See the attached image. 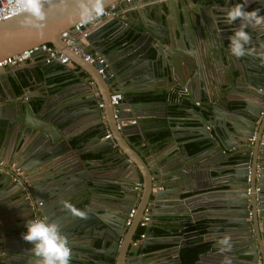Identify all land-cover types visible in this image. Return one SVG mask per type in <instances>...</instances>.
I'll return each instance as SVG.
<instances>
[{"label": "water", "instance_id": "obj_1", "mask_svg": "<svg viewBox=\"0 0 264 264\" xmlns=\"http://www.w3.org/2000/svg\"><path fill=\"white\" fill-rule=\"evenodd\" d=\"M116 2L125 0H103V6ZM239 2L241 0H131L124 16L102 18L94 24L88 37L91 45L107 57V74H114L112 80L103 78L95 64L86 62L61 40L62 31L70 30L82 20L80 0H53L51 6L46 3L43 22L29 18L25 12L0 21V59L50 43L76 63L80 73L89 75L87 80L80 77L77 85L87 88L81 90L82 101L76 98V93L46 94L24 100L25 91L17 93L8 75L23 73L29 67L27 62L0 67V93L3 94V99L0 98V159L15 163L21 171L15 174L8 167L0 168V264H30L35 259L31 252L33 244L24 241L22 234L27 232L29 220L41 217L60 225L71 248L76 247L74 236L80 234L81 229L94 224L99 231L103 230L99 236L102 244L96 249L98 254L82 256L80 264H143L142 256L136 252L142 250L148 240L139 247L130 243L145 209L152 214L146 232L147 237H152L155 233L151 227L164 200L179 199L182 194L199 201L204 209L211 206L221 209L217 213L206 212L207 232L213 233V227L220 226V238L229 235L234 245L231 252L221 255L216 242L207 243L205 249L198 252L196 262L214 255L221 258L222 264V258L229 255L232 264H264V60L252 54L237 61L225 44L230 41L223 40H217L218 45L210 51V56L208 52L203 54L196 37V31L202 38L207 36L203 20L197 18L201 12L193 16V10L188 7V3H192L195 5L192 9H209L211 17L207 18L212 25L213 19L224 18L227 10ZM257 8L264 15V0H248V10ZM146 11L153 27L142 21ZM225 26L235 30L239 21L233 25L225 23ZM115 29H120L118 35L125 32L124 36L130 37L131 42L114 53H104L107 47L98 41L110 39L105 36ZM247 31L253 37L250 47L259 49V54L264 53V26H249ZM180 41L187 52L179 47ZM153 54L161 61L165 57L167 64H172V58L185 62L181 70L187 83L180 94L179 105H185L189 113L194 111L199 123L192 126L198 133L184 136L191 139L190 147L179 145L178 152L167 155L157 154L148 141L145 150L139 145L147 138L146 125L158 123L155 115L171 119L170 115L175 113L166 108L167 99L154 95L152 85L150 89L145 88L156 76ZM250 58L258 59L257 64L251 66L254 61ZM41 64H45L44 61L32 66ZM59 64L62 63L56 60L50 65ZM26 79L31 82L35 78L27 76ZM245 79L251 88L243 87ZM17 82L23 84L19 77ZM113 88L123 94L118 119L113 117L109 101ZM99 103L103 106L99 107ZM93 104L95 108H89ZM158 107L160 111L156 114ZM130 120L135 123H128ZM119 122L124 123L118 129ZM154 134L159 136L156 127ZM130 135H138V139L132 140ZM229 136L237 138V146L231 147L227 141ZM175 142L177 144L178 140ZM217 161L228 163V178L222 185L211 186L209 168ZM200 178L203 182L208 179L209 186L205 187L206 182L200 183ZM82 181L86 184L84 190L89 193L88 203L91 197L115 199L118 204L113 214H108L99 203L98 220L88 217L84 221L69 215L63 204L76 202L74 197ZM138 182L142 187L139 197L137 190L132 191V186ZM114 183L120 185L121 194L109 193ZM136 200L135 215L126 226L127 214ZM47 211H57L59 215L51 217ZM207 236L203 235L205 242ZM14 243L15 251L10 249Z\"/></svg>", "mask_w": 264, "mask_h": 264}, {"label": "crops", "instance_id": "obj_2", "mask_svg": "<svg viewBox=\"0 0 264 264\" xmlns=\"http://www.w3.org/2000/svg\"><path fill=\"white\" fill-rule=\"evenodd\" d=\"M143 1L144 0H141V2ZM143 4L144 3H142V6ZM121 6H122V10L120 11V14L122 15L123 13L126 12V10L129 9V7H128L127 2H123ZM192 6H195V5H193L192 3H188V7L191 10H193V13L191 15L194 16L195 15L194 13L201 12L200 17H197V18L198 20L204 21V22L202 21V26L204 27L205 33L207 34V36L205 35L206 37L203 36L202 38L201 37L202 34H200L199 31H196V37L198 40L197 44L200 45L201 52L203 54H205L206 52V55H207V52H208L210 56L211 55L210 51L213 49V47L218 45L216 44L217 40L219 41L223 40V42L230 41L228 39L234 34L235 30H231L232 28L225 26L224 18L220 20L213 19V22L211 25L207 18V16L211 17L210 10L204 7H201V9H196V8L192 9ZM218 8L219 7H217V9ZM148 16L150 15L146 11L145 15L142 17V21L145 23H148V26H152L151 22L149 23V19L147 18ZM153 21L155 22V20ZM197 26H198V22L195 23V28H197ZM117 30L119 31L120 29L112 30L107 36H105V37H111L110 39L107 40L104 38L103 41L102 40L98 41L99 44H104L107 47L106 50H104V53L105 52L108 53L111 51L112 53H114L117 49H121L122 47L128 45L131 42L130 37L124 36L125 32L121 35H118ZM226 33L230 35H226ZM225 44L228 45L230 48L229 42ZM179 47H181L187 52L186 48L181 44V41H180ZM196 50L198 52V49ZM259 53H260V50L255 49V52L253 53L252 57L254 58L257 57ZM115 55L116 53L114 54V57ZM104 57L106 58V61H108L105 55ZM152 58L155 59L156 76L154 77V79H151L147 82L149 86L145 85V88L150 89V86L152 85L151 88L153 87L155 88L154 95L162 96L165 99H167L169 102L166 108L168 110H174L175 113H172L170 115L171 119H167L158 114L160 111V107H158L157 111H155V113L158 115L157 116L155 115L154 117V120H156L158 123L146 125L145 131H146L147 138L146 140L142 139V142H140L139 145L145 150L148 148V144H147V141H148L151 143L150 146L153 147L156 150V152H158L157 154L161 155L165 153L167 155V154L178 152L179 145H185L186 148L190 147L189 145H190L191 139H185L184 136L188 134H193L194 132L198 133L197 129L192 128V126L199 125V123L196 121V114L194 111L189 110L191 111V113H189L185 111L186 109L185 105L183 106L179 105V98L181 96L180 94L181 93L183 94V92L185 91L184 90L185 83H187V79L184 77L183 72L181 70V66L184 65L185 62L179 58L178 59L172 58L171 59L172 64L171 63L167 64L168 62L165 59V57L163 61H161V58H158V57L156 58L154 54L151 56V59ZM233 58L239 61V59L235 57ZM252 60L254 62L253 64H251V66H254L255 64H257L256 60L258 59L256 60L252 59ZM40 61L41 59H36L35 61H29L27 62V65H29V67L25 69L23 73L18 72L15 75H8V79L13 85L17 93L25 91V93H23L24 100L28 98H31V99L39 98L40 96H45L46 94H49L52 96L53 95L61 96L62 94H68V93H76L75 96L79 101L84 100V98L81 99L82 98L81 90L83 89L86 90L87 88L86 87L79 88L77 87V85L80 84V81H79L80 77L87 80V78H89V75L86 72L80 73L79 72L80 67L76 63L70 60L72 65L71 64H68V65L59 64L58 66L56 65V67L55 66L51 67V65L49 66L46 64H43V65L41 64V65H36L35 67L32 66L35 62L37 63ZM107 63L109 64V61ZM198 64L201 67L202 65L201 59L198 61ZM186 71H188L187 67H186ZM110 74H112L110 78V80H112L114 77V74L111 72ZM27 76H30L35 79H33V81L30 82L29 80L26 79ZM57 76H61V79H57V80L53 79L54 77H57ZM18 77L21 78V82H23L22 85L17 82ZM144 77L145 76H143V78ZM137 79H139V77H137ZM246 81L247 79H245V82L242 84L243 87L251 88V86H249V83H247ZM89 83H92V82L90 81ZM114 91L115 90L113 88L112 92ZM149 91L150 90H148L147 92ZM4 95L5 97L7 96L6 93H4ZM184 96L185 95H183V97ZM0 98L1 100L3 99V94L1 93H0ZM184 103H186V101H184ZM158 106H160V104H158ZM91 107L95 108V105L94 104L90 105L89 108ZM85 108H88V107H85ZM196 110H198L197 107H196ZM148 117H152V116H148ZM154 127H156L157 130L159 131L158 137H156V135L154 134ZM212 135L215 136V133H213ZM129 137L132 140L138 139V135H130ZM176 139L178 140L177 144L175 142ZM227 141L231 143L232 145L231 147L237 146L236 143L238 141H237V138H235L234 136H229ZM90 154L94 155V153H90ZM95 156H92V158ZM158 157H161V156L158 155ZM0 160L4 161L3 159H0ZM205 160H207L208 162V157H206ZM4 163L9 165V163H6L5 161ZM225 163L226 164H222L220 161H217L216 163H213L214 166H212L211 168L208 167L210 171L209 180L212 183L211 186L222 185L223 182L228 178L229 165L227 162ZM205 177H208V175L207 176L205 175ZM203 181L204 179L200 178V183L206 182L205 187H208L209 186L208 179L205 182ZM88 183L89 185H91L92 182L88 181ZM85 185L86 184L83 181L82 183L79 184L78 186L79 190L77 192V195L74 197V200L76 202L73 203V205L79 210L86 211L88 213L89 220L91 218H93L94 220L95 219L98 220V216H99L98 214L100 211L97 209L100 207V204L101 206H103V208L107 210L108 214L110 215L113 214L112 212L113 208L118 204L115 202V199L109 196L105 198L101 197L100 199H97V197H91L88 203L89 193L84 190ZM133 186H132V191H135ZM112 187H113L111 188L112 190L109 191L110 194H113V193L121 194L122 193V191L119 190L120 185L118 183H114ZM140 191L141 190H138L137 197L140 196ZM186 197H187V194H182L179 199H176V198L165 199L163 207L159 208L158 210L157 220L153 222V224H157L163 219L170 218L172 219V221H174L173 223L175 224V228L177 229L176 232H169L166 235L155 234L152 237L150 236L147 237L146 232H147L148 227L146 226V230L143 232L145 233V238L141 240L140 244L144 240L146 241L148 240V242L144 244V247H142V250L140 251L138 250L136 252V254H139V256H142L143 264H221L219 262L221 258L217 259L216 258L217 256L213 255L212 257L210 256V257L205 258L204 261L200 260L196 262L198 259V254L196 257L195 255L192 256L189 253L191 251V247L196 246V247H200V249H205L207 243L208 244L215 243L216 242L215 238L217 239L220 238V234H221L220 226L219 227L214 226L213 233L207 232L206 223L208 221V218L206 216L207 215L206 212L213 211L214 213H217V212H220L221 209H219L218 207L212 208V206H211V209L210 208L204 209L203 205H201L199 201L191 200L192 198H186ZM188 199H190V202H188ZM136 201H134V203ZM52 210L53 209H51V211ZM146 212H148L150 216V221H151V215H152L151 212H149L148 209H145L144 214ZM47 213L51 217H53V215L55 214L59 215L57 211H53V212L47 211ZM65 214L66 213H64V215ZM93 214H95L96 217H94ZM69 215H72V214L69 212ZM215 216H219V215H215ZM67 217L69 216L67 215ZM74 218H77V217H74ZM197 221H204L205 225L203 228L204 229L203 232L198 235V234H195L197 232L196 230H192V231L189 230L191 236H187V233L189 232L185 231L186 226L195 224L197 223ZM217 221H219V219H217ZM107 222L109 223L110 220L108 219ZM102 231L103 230L99 231L96 225L93 224V225H89L85 227L84 229H81V233L74 236L75 241L73 243H75L76 247L72 248L73 258L71 259V264H80V261H82V259L80 260V258L84 255L88 254V255L95 256L96 254H98L96 252L97 251L96 249L100 248L102 244V240L99 237L102 235L103 233ZM204 234H208L206 238L207 242H205V240L203 239ZM197 237H199L198 240L190 241V239H196ZM137 238L138 236L134 237V239H137ZM134 239L131 241L130 244L133 247H139L140 244L133 245ZM18 242L20 245L22 244L21 241L18 240ZM22 242L24 243V241ZM16 246H17L16 243H14L10 249L15 251L17 249ZM188 254L190 255L187 256ZM1 264H5V263H1ZM88 264H93V263L88 262Z\"/></svg>", "mask_w": 264, "mask_h": 264}, {"label": "clouds", "instance_id": "obj_3", "mask_svg": "<svg viewBox=\"0 0 264 264\" xmlns=\"http://www.w3.org/2000/svg\"><path fill=\"white\" fill-rule=\"evenodd\" d=\"M15 2L29 18L43 22L46 19L44 6L46 3L51 6L53 0H15ZM247 5L248 0H241V2L231 6L224 17V22L229 25L239 21V27L235 29L234 35L229 38L230 54L237 59L250 56L255 52V49L250 47L253 37L247 31L248 27L264 26V15L260 14L261 10L259 8L248 10ZM80 7L83 21L105 15L103 0H80ZM259 55L260 59L264 60V53ZM63 206L73 216L81 220L88 219L86 211L77 209L71 203L64 202ZM26 228L27 232L22 234V238L24 241L33 244L31 252L35 257L33 261H30V264H71L72 248L58 223L50 221L47 217H41L29 220ZM216 243L221 255L231 252L234 247L232 237L229 235L217 239ZM222 264H232L231 258L225 255Z\"/></svg>", "mask_w": 264, "mask_h": 264}, {"label": "built area", "instance_id": "obj_4", "mask_svg": "<svg viewBox=\"0 0 264 264\" xmlns=\"http://www.w3.org/2000/svg\"><path fill=\"white\" fill-rule=\"evenodd\" d=\"M131 0H125V2L129 3ZM121 2L113 3L107 7H105V15L102 17H93L87 21L80 20L76 22L70 30L62 31L61 40L62 42L71 49L74 53L81 55L83 59L90 63L95 64L97 72L102 75L105 79H110L112 74H107V66L108 63L104 55L97 49L91 45L89 40V34L95 28L94 24H98L102 18L111 19L120 14L122 10ZM121 6V7H120ZM23 11L17 6L15 0H0V21L13 17L22 13ZM121 15V14H120ZM80 42V45H77L76 42ZM36 59H41L45 64H53L54 61L59 60L62 64H71L70 59L67 55L61 53L56 47L51 45L50 43H41L37 46H33L27 48L17 54H12L0 59V67H9L29 61H35ZM123 94L120 91H114L110 94L109 101L113 107V117L115 119L119 118L120 108L118 107L120 104V100L122 99ZM99 107L103 106V103L98 104ZM122 123L119 122L116 124V128H120ZM128 123H135V120H130ZM109 136V133L105 135V138ZM254 137H252L253 139ZM8 167L13 170L15 174H20V169L16 166L15 163H11L9 165L5 164L4 161L0 160V168ZM135 190H141V184L135 183ZM136 204L138 201L134 203V206L130 209L126 218V225H130L133 219V216L136 211ZM150 221V216L148 212H146L140 222L139 225L146 227ZM145 238V233H140L137 239H134L133 245L140 244L141 240Z\"/></svg>", "mask_w": 264, "mask_h": 264}, {"label": "trees", "instance_id": "obj_5", "mask_svg": "<svg viewBox=\"0 0 264 264\" xmlns=\"http://www.w3.org/2000/svg\"><path fill=\"white\" fill-rule=\"evenodd\" d=\"M251 10V9H249ZM50 66V64H48ZM58 66V65H57ZM56 67V66H55ZM53 79L57 80V79H61V76H57L54 77ZM23 83V82H22ZM162 135V134H161ZM192 150H196L197 148H191ZM174 221H172V219L170 218H166L163 219L162 221H160L157 224H153L151 229L154 231L155 234L157 235H166L169 232H176L177 229L175 228V224L173 223ZM204 221H197V223L195 224H191V225H187L185 228V231L189 232V230H196L195 234H201L203 232V228H204ZM146 230V227L143 226H138L137 228V233H136V237L139 236L140 233H143ZM187 236H191L190 232L187 233ZM199 237H197L196 239H190V241H195L198 240ZM200 251V247H191V251L189 252L192 256L195 255L197 257L198 252ZM190 254H188L187 256H189Z\"/></svg>", "mask_w": 264, "mask_h": 264}, {"label": "flooded vegetation", "instance_id": "obj_6", "mask_svg": "<svg viewBox=\"0 0 264 264\" xmlns=\"http://www.w3.org/2000/svg\"><path fill=\"white\" fill-rule=\"evenodd\" d=\"M9 164H11V163H9ZM18 167V166H17ZM19 168V167H18ZM20 169V168H19Z\"/></svg>", "mask_w": 264, "mask_h": 264}]
</instances>
